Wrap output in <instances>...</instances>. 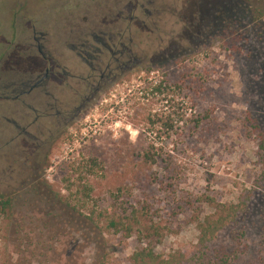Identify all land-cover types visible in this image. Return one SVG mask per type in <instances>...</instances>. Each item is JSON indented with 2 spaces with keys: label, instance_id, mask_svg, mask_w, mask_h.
I'll return each instance as SVG.
<instances>
[{
  "label": "rangeland",
  "instance_id": "rangeland-1",
  "mask_svg": "<svg viewBox=\"0 0 264 264\" xmlns=\"http://www.w3.org/2000/svg\"><path fill=\"white\" fill-rule=\"evenodd\" d=\"M132 2L0 0V197L12 204L0 210V264H129L131 254L145 246L139 238L146 232L138 233L136 224L127 237L109 225L117 210L108 190L130 172L127 157L120 155L134 152L139 132L179 163L170 182L127 183L124 198L150 200L140 214H148L143 223L151 228L156 252L168 256L188 248L198 240V221L216 205L240 203L237 218L212 247L225 249L231 264H264V164L258 157V134L264 137V0H139L143 8L137 11ZM179 13L181 40L167 43L165 31ZM135 15L132 45L139 63L132 70L113 64L117 78L72 124H60L54 110L37 119L26 108L29 121L37 122L29 129L33 137L20 134L9 122L22 115L9 79L27 80L49 68V84L20 99L42 114L47 92L54 93L69 102L63 108L70 113L81 101L75 90L84 98L92 89L82 80L92 71L72 52L78 43L66 37L65 22L87 17L95 30L117 31ZM186 70L197 72L205 92L198 103L212 111L217 130L211 138L198 135L193 147L183 143L187 99L175 86L177 81L183 87L179 77ZM162 80L164 93L145 92ZM168 119L175 125L170 132L164 126ZM92 159L113 163L115 178L91 167Z\"/></svg>",
  "mask_w": 264,
  "mask_h": 264
},
{
  "label": "trees",
  "instance_id": "trees-1",
  "mask_svg": "<svg viewBox=\"0 0 264 264\" xmlns=\"http://www.w3.org/2000/svg\"><path fill=\"white\" fill-rule=\"evenodd\" d=\"M147 73H149V70H147ZM179 79L183 87L180 88L177 81L175 82V86L179 88V91L182 90V93L185 94L184 98L187 99V103L184 105V110L181 114L182 126H180V129L184 138L183 143L193 147L196 144L195 138L198 137V135H201L204 139L208 137L211 138L217 133V130L212 119V111L206 107L204 108L198 103V100L205 92L199 87L202 84L198 83L200 78L197 72L192 74L186 70L180 73ZM163 81L165 80L159 81V83L151 87H145L147 89H144L145 92L150 91L151 94L164 93L166 88ZM247 119L254 131H257L259 127L254 124L250 118ZM164 126L169 132L173 131L175 128L173 121L170 119L164 123ZM220 127L222 126L220 125ZM258 135L260 136L258 157L264 164V137L260 133ZM171 136L172 134H169L168 139H171ZM199 142L200 141L197 140V145ZM155 143L154 141L148 140L139 132L134 152L131 154L130 150H126L120 155L122 159L127 157L128 160L123 161L130 167V172L127 171L123 173V178L119 183V187H113L108 190V193L112 195L110 203H113V206L117 210V215L110 220L109 225L118 231H126L125 235H127V237L132 236L136 224L139 227L137 230L138 233L142 231L146 232L145 237L139 238L141 243H146L145 246L137 248L131 254L129 264H231L230 254L225 251V249L216 250L215 252L212 244L216 235L237 218L241 209L240 203L216 205L214 212L198 221L197 227L199 235H197V242L191 244L184 250H176L168 256H163L157 253L155 247L150 244L149 238H152L153 234L150 233L151 228L143 223L144 219L147 220L145 216L148 214L146 213L145 216L140 214V208L143 203L145 204L143 207H147L150 200L145 198L146 200L144 202L140 200L130 201L124 198V196H127L125 194L129 180L132 181L131 183L133 184L136 183L137 186L143 185L146 187H153L165 180L170 182L174 178L179 163L174 160L170 152L165 154L159 151ZM170 144L169 140L167 145ZM175 145H178V143H175ZM175 145L174 147H176ZM90 162L91 167L104 169V172L108 170V177L111 179L115 178L114 171L112 172L113 163L110 164L106 161L99 162L97 159H92ZM154 167L162 168L165 171L164 175L160 176V174L155 173L152 170ZM88 173L90 172L88 171ZM88 175L90 176V174ZM87 187H89V191H94V185H86L84 188ZM120 195H123V200L118 202L117 200L120 198ZM11 206V199L4 198V196L0 197V210L2 212L10 210ZM141 217L142 221L140 220Z\"/></svg>",
  "mask_w": 264,
  "mask_h": 264
},
{
  "label": "flooded vegetation",
  "instance_id": "flooded-vegetation-1",
  "mask_svg": "<svg viewBox=\"0 0 264 264\" xmlns=\"http://www.w3.org/2000/svg\"><path fill=\"white\" fill-rule=\"evenodd\" d=\"M131 6L135 11L143 8V4L139 3V0H133ZM171 15L174 16L175 13H171ZM147 18H150V16ZM182 19H184L183 14H177L176 19L173 21V27L171 30L165 31L167 43H174L175 41L172 40L174 38H176L177 41L181 40L182 29L180 30L178 27ZM130 21V25L126 26L124 29H117V31L114 30L116 28L115 26L111 29L110 27H107L105 29L95 30L98 26L94 24V21H89L87 17L81 20L76 19L66 21V25L70 27L66 37H68V40L78 43L77 45L72 44V52L77 58L83 60L92 71V73L87 74L82 79L88 89H92H90L84 98L79 89L75 90L77 97L80 98L81 101L70 113L67 112L69 109L67 110L66 108H63L69 106L68 101H63L54 93L51 94L50 92H47L49 101L45 103V108L43 109L45 111L40 114V109L38 110L37 107L20 98L24 95L31 94L37 88H43L45 85L49 84L51 81L49 68L45 70L44 74L27 80L21 77L16 79L13 78V80L9 79L7 88H10V91L14 94L13 97H10L21 100L20 102L22 107V115L18 116L21 121H17L15 119L9 120V122L17 128L16 130H18L20 134H26L27 136L33 137L29 129L36 124L37 119H39L40 116L46 118L51 115L47 112L48 110H54L55 116L60 118V124L66 126L74 123V121L85 110V106L88 105L96 95H98L103 87L111 84V80H115L117 78L111 68L113 64L118 65V69L132 70L135 65L139 63L137 56L134 55L132 45L134 41L133 36L135 35L132 23L138 21L137 16L135 15L130 17ZM175 27L177 28L175 29ZM37 47L39 51L42 52V45L40 42L37 43ZM96 72L101 73L98 79L95 76ZM26 108L35 112L37 119L29 121V113Z\"/></svg>",
  "mask_w": 264,
  "mask_h": 264
}]
</instances>
